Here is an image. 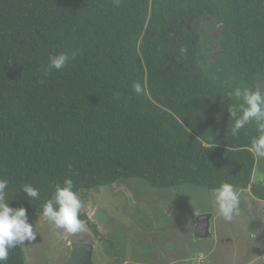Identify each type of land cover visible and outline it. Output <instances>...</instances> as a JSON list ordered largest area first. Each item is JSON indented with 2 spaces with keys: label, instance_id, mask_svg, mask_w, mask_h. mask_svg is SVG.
Instances as JSON below:
<instances>
[{
  "label": "trees",
  "instance_id": "16d2710c",
  "mask_svg": "<svg viewBox=\"0 0 264 264\" xmlns=\"http://www.w3.org/2000/svg\"><path fill=\"white\" fill-rule=\"evenodd\" d=\"M263 162L264 0H0V264L15 214L123 177L264 201Z\"/></svg>",
  "mask_w": 264,
  "mask_h": 264
},
{
  "label": "rangeland",
  "instance_id": "374dc122",
  "mask_svg": "<svg viewBox=\"0 0 264 264\" xmlns=\"http://www.w3.org/2000/svg\"><path fill=\"white\" fill-rule=\"evenodd\" d=\"M193 19L199 17L188 16L185 25ZM214 27L215 40L222 28ZM261 179L264 162L253 176ZM259 200L250 188L158 187L143 177H123L77 196L85 218L15 214L10 231L19 238L26 264H71L73 241L88 239L96 243L93 264H239L248 258L264 264V203ZM197 212L212 215L211 239H198Z\"/></svg>",
  "mask_w": 264,
  "mask_h": 264
},
{
  "label": "water",
  "instance_id": "95a60500",
  "mask_svg": "<svg viewBox=\"0 0 264 264\" xmlns=\"http://www.w3.org/2000/svg\"><path fill=\"white\" fill-rule=\"evenodd\" d=\"M199 215L195 232L197 236L208 237L211 236V217L212 215H202L201 212H197ZM71 264H93L92 254L94 251V244L91 242L73 241Z\"/></svg>",
  "mask_w": 264,
  "mask_h": 264
},
{
  "label": "crops",
  "instance_id": "0c3cea01",
  "mask_svg": "<svg viewBox=\"0 0 264 264\" xmlns=\"http://www.w3.org/2000/svg\"><path fill=\"white\" fill-rule=\"evenodd\" d=\"M259 201H261V202L264 203L263 200H259ZM211 220H212V217H211ZM253 235H257V234L253 232ZM211 237H212V234H211V236H208V237H201V236H198V239H202V238L211 239ZM82 242H91V243H93V244H94V249H95L96 243H95L94 241H91V240L88 239V240H82ZM203 252H204V251H200V252L197 253V254H200L201 256L207 257V254H204ZM256 255H257V253H256L255 255H253V256H256ZM196 257H197V256H193L192 259H194V258H196ZM250 257H252V256H250ZM191 262H193V261H191ZM256 262H257V258H248V259H246L244 262H241V263H239V264H256ZM128 263H129V262L126 260V261H124L122 264H128ZM194 263H196V262H194ZM200 263H203V262H200ZM196 264H199V263H196ZM204 264H206V263H204Z\"/></svg>",
  "mask_w": 264,
  "mask_h": 264
}]
</instances>
